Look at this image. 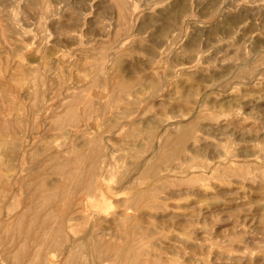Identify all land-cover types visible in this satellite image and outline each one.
I'll return each instance as SVG.
<instances>
[{
	"label": "rangeland",
	"instance_id": "obj_1",
	"mask_svg": "<svg viewBox=\"0 0 264 264\" xmlns=\"http://www.w3.org/2000/svg\"><path fill=\"white\" fill-rule=\"evenodd\" d=\"M41 182L71 185L54 264H264V0H0V264H47L16 224Z\"/></svg>",
	"mask_w": 264,
	"mask_h": 264
},
{
	"label": "bare ground",
	"instance_id": "obj_2",
	"mask_svg": "<svg viewBox=\"0 0 264 264\" xmlns=\"http://www.w3.org/2000/svg\"><path fill=\"white\" fill-rule=\"evenodd\" d=\"M123 2V1H122ZM189 54V53H188ZM96 65V64H95ZM201 67V66H200ZM193 82V81H192ZM153 85V84H152ZM127 91V90H126ZM84 92V91H83ZM135 96V95H134ZM81 100V99H80ZM221 104V103H220ZM69 108V107H68ZM69 110V109H68ZM74 111V110H73ZM72 111V112H73ZM72 112H71V114H72ZM70 113V110H69V112H68V114ZM117 116V115H116ZM69 117H71V116H69ZM60 118V117H59ZM74 118V117H73ZM62 119H63V117H62ZM79 119V118H78ZM54 120V119H53ZM60 120H61V118H60ZM140 120V119H139ZM168 120V119H167ZM62 121V120H61ZM53 122V121H52ZM58 123V122H57ZM72 123V122H71ZM234 123V122H233ZM59 124H60V122H59ZM115 124V123H114ZM118 124V123H117ZM151 124V123H150ZM232 124V123H231ZM235 124V123H234ZM234 124H232V125H234ZM181 126V125H180ZM179 126V127H180ZM195 126V125H194ZM182 128L181 129H179L178 131H175V133L173 134V135H170V137H168V142L170 141L171 142V140H175L176 142H177V144L179 145V146H181V150H180V152L181 151H184L185 149H187L188 147H187V145H186V143L188 142V139H190V135H191V133H192V129H191V127H193V125H191V126H189V127H184V125L183 126H181ZM195 128V127H194ZM193 128V129H194ZM203 128V127H202ZM169 131H171V130H169ZM203 133V132H202ZM138 134V133H137ZM143 134V133H142ZM148 134H149V132H148ZM166 134V133H165ZM171 134V133H170ZM167 136V135H166ZM204 138V137H203ZM164 139V138H163ZM166 139V138H165ZM164 139V140H165ZM145 140V139H144ZM147 141V140H146ZM200 141V137H197V136H195L194 137V140L191 142L194 146L196 145V143L197 142H199ZM207 141V140H206ZM169 142V143H170ZM17 143V142H16ZM85 143V142H84ZM120 143V142H119ZM163 143H165V142H163ZM169 143H168V145H169ZM207 143V142H206ZM20 144V143H19ZM22 144V143H21ZM171 144V143H170ZM175 144V143H174ZM173 144V145H174ZM167 145V146H168ZM177 145V146H178ZM186 145V148L184 147ZM37 146V145H36ZM126 146V145H125ZM169 146H171V145H169ZM177 146H175V147H177ZM140 147V146H139ZM144 147V146H143ZM175 147H173V148H175ZM199 147V146H198ZM206 147V146H205ZM220 147V146H219ZM164 148H166V147H164ZM173 148H171L172 150H174ZM190 148V147H189ZM188 148V149H189ZM176 149V148H175ZM220 149V148H219ZM85 151H86V149H84ZM171 150V151H172ZM198 150V149H197ZM213 150V149H212ZM13 151V150H12ZM15 151V150H14ZM141 151V150H140ZM162 151V150H161ZM161 151H159V154H160V152ZM170 151V150H169ZM196 151V150H195ZM218 151H220V150H218ZM83 152V151H82ZM87 152V151H86ZM125 152V151H124ZM167 152H168V150H167ZM176 152V150L175 151H173L172 153H175ZM81 153V152H80ZM88 153V152H87ZM164 153V152H163ZM166 153V152H165ZM172 153H171V155H172ZM179 153V152H178ZM182 153V152H181ZM79 154V153H78ZM84 154V153H83ZM176 154H177V152H176ZM70 155V154H69ZM82 155V154H81ZM139 155V154H138ZM168 155V154H167ZM170 155V156H171ZM169 156V155H168ZM174 156V155H173ZM176 156V155H175ZM180 156V155H179ZM191 156V155H190ZM140 157V156H139ZM176 157H178V155L176 156ZM72 158V157H71ZM88 158V157H87ZM91 158H92V155H91ZM91 158H90V160H91ZM160 158V157H159ZM158 158V159H159ZM120 159V158H119ZM134 159V158H133ZM146 159V158H145ZM164 159H165V157H164ZM167 159V158H166ZM85 160V159H84ZM171 160H174V159H171ZM76 161V160H75ZM86 161V160H85ZM88 161V160H87ZM169 161V160H168ZM32 162V161H31ZM82 162V161H81ZM84 162V161H83ZM90 162V161H89ZM187 162V161H186ZM72 163V162H71ZM74 163V162H73ZM76 163V162H75ZM150 163V162H149ZM148 163V164H149ZM84 164V163H83ZM83 164H80V165H83ZM86 164V163H85ZM147 164V165H148ZM135 165V164H134ZM147 165H146V167H147ZM158 165V164H157ZM126 166V165H125ZM156 165H154L153 167H155ZM77 167V166H76ZM79 167V166H78ZM77 167V168H78ZM92 167V166H91ZM128 167V166H127ZM165 167H167V166H165ZM73 168V167H72ZM81 168V167H80ZM87 168V167H86ZM135 168V167H134ZM151 168V167H150ZM156 168H158L157 166H156ZM180 168V167H179ZM69 169V168H68ZM74 169V168H73ZM73 169H71L70 168V170H68V171H71V170H73ZM76 169V168H75ZM84 169H85V167H84ZM88 169V168H87ZM148 169V168H147ZM147 169H145V166H144V170H147ZM153 169H155V168H153ZM153 169H151L152 170V172H155V171H153ZM177 169V168H176ZM82 170V169H81ZM80 170V171H81ZM142 170V169H141ZM141 170L138 172V173H140L141 172ZM143 170V171H144ZM80 171H79V173H80ZM94 171V170H93ZM92 171V172H93ZM96 171V170H95ZM94 171V172H95ZM113 171V170H112ZM128 171V170H127ZM157 171V170H156ZM159 171V170H158ZM72 172L73 171H71V174H72ZM76 172V171H75ZM78 172V171H77ZM86 172H88L89 173V171H86ZM108 172V171H107ZM121 172V171H120ZM150 172V171H149ZM78 173V174H79ZM91 173V172H90ZM70 174V173H69ZM80 174H82V176H83V174H85V173H80ZM92 174V173H91ZM104 174V173H103ZM141 174V173H140ZM139 174V175H140ZM150 174V176L149 177H151V172L149 173ZM152 174H154V173H152ZM64 175V174H63ZM74 175V174H73ZM90 175V174H89ZM94 175V174H93ZM97 176V175H96ZM145 176V175H144ZM154 176V175H153ZM79 175L76 177V178H74V180H75V182H80L79 181ZM85 177V176H84ZM83 177V178H84ZM94 177V176H93ZM138 177V176H137ZM156 177V176H155ZM73 178V177H72ZM81 178V177H80ZM83 178H81V179H83ZM91 178V177H90ZM143 178V177H142ZM194 178V177H193ZM68 180V179H67ZM73 180V179H72ZM86 180V179H85ZM94 180V179H93ZM96 180V179H95ZM191 180V179H190ZM221 180V179H220ZM57 181V180H56ZM59 181V180H58ZM71 181V180H70ZM128 181V180H127ZM131 181V180H130ZM38 182V181H37ZM86 182V181H85ZM97 182V181H96ZM204 182V181H203ZM206 182V181H205ZM36 183V182H35ZM38 183H40V182H38ZM37 183V184H38ZM52 183V182H51ZM59 183V182H58ZM57 183V185H55V184H50L49 185V188H48V185H46V183H42L41 182V184H40V186L41 187H45L47 190H45V192H43L42 194H40L39 192V194H37V191L36 192H31L32 190H37V189H32L30 192H31V195L29 196V199L25 202V206H24V212H22L23 214H21L20 216L21 217H18V220H17V222L18 223H16V224H18L17 226H19L20 228L24 225L23 223H27V227H26V231H27V233H24V234H26V235H33V238L32 239H34L35 241H37L38 242V246H34L33 248L30 246L29 248H31V250H30V252H29V254H27V253H25V252H23L24 253V256H25V254H27L28 255V259L27 260H29V261H34V260H36V259H38V258H40V256H42L41 258H43V255L45 256L46 255V258H45V260H46V262H47V264H54L55 263V259L57 258V257H59V254L62 252V249L59 251V252H57V251H55L54 249H53V247H56L57 245H58V247L59 246H61L62 245V241H63V239H64V235H62L63 233H62V231H61V229H62V224H63V218H62V211H64L65 210V212L66 211H68V208H67V206L65 207L66 209H63L62 211H61V213H57V214H59L58 216V219H56V220H53V219H51L52 217H50V214L51 213H53L54 212V210H52V211H50L49 212V210L47 211V208H53L52 206L54 205V203L56 202V200H57V196H56V194L58 193V192H60V190L62 191V192H65V193H68V191H69V186H71V185H66V187H63V186H61V185H59ZM93 182L91 181L90 183H89V187H88V189H93V187H94V189H95V186L97 187V188H99V185L98 184H96L95 186H93L92 187V185H94V184H92ZM128 183V182H127ZM31 184V183H30ZM67 184H68V182H67ZM71 184V183H70ZM177 184H178V182H177ZM32 185V184H31ZM35 185V184H34ZM39 185V184H38ZM79 185V184H78ZM130 185V184H129ZM73 186V185H72ZM30 187V186H29ZM39 186H37V188H38ZM80 187H82L81 185H80ZM85 187V186H84ZM131 187V186H130ZM166 187V186H165ZM32 188V187H31ZM30 188V189H31ZM40 188V187H39ZM156 188V187H155ZM42 189V188H41ZM87 189V190H88ZM100 189V188H99ZM98 189V190H99ZM153 189V188H152ZM172 188H170V190H171ZM40 190V189H39ZM95 190H97V189H95ZM97 190V191H98ZM154 190V189H153ZM89 191V190H88ZM87 191V192H88ZM86 192V193H87ZM98 192H100V191H98ZM97 192V193H98ZM155 192V191H154ZM175 192V191H174ZM141 193V192H140ZM139 193V194H140ZM144 193H146V191L144 192ZM89 196L91 195V193H87ZM94 194H95V192H94ZM137 194V193H136ZM153 194V193H152ZM156 194V193H155ZM97 195V194H96ZM138 195V194H137ZM151 195V194H150ZM186 195V194H185ZM217 195V194H216ZM219 195V194H218ZM61 196H63V198L66 196V194H61ZM144 196V195H143ZM157 196V195H156ZM155 196V197H156ZM59 197V196H58ZM92 197V196H91ZM131 197V196H130ZM151 197V196H150ZM66 198V197H65ZM133 198V197H132ZM142 198V197H141ZM162 198V197H161ZM121 199V198H120ZM150 199V198H149ZM153 199V198H152ZM66 200H69V199H66ZM166 200V199H165ZM130 201V200H129ZM147 201H149V200H147ZM214 201V200H213ZM145 202V201H144ZM144 202H142L143 204H144ZM86 203V202H85ZM123 203V202H122ZM141 203V204H142ZM149 204L151 203V202H148ZM160 203V202H159ZM82 204H84V202L82 203ZM131 205V204H130ZM146 205V204H145ZM152 204H150V206H151ZM69 206V205H68ZM81 206H83V205H81ZM80 206V207H81ZM88 206V205H87ZM122 206V205H121ZM127 206V205H126ZM129 206V205H128ZM148 206V205H147ZM154 206V205H153ZM174 206V205H173ZM76 207V206H75ZM79 207V208H80ZM131 207H133V206H131ZM59 208V207H58ZM73 208H74V206H73ZM78 207H76V209L75 210H77V209H79ZM129 208V207H128ZM167 207H165V209H166ZM132 209V208H131ZM133 209H136L135 207L133 208ZM176 209H178V208H176ZM23 210V209H22ZM56 210V209H55ZM149 210V209H148ZM80 211V210H79ZM122 211H124V209H122ZM144 211V210H143ZM73 212V211H72ZM71 212V213H72ZM75 212V211H74ZM83 212H84V210H83ZM140 212V211H139ZM147 212V211H146ZM64 213V212H63ZM67 213V212H66ZM84 213H86V212H84ZM92 213V212H91ZM125 213V212H124ZM138 213V212H137ZM93 214V213H92ZM123 214V213H122ZM144 214V213H143ZM162 214V213H161ZM160 214V217L162 216ZM168 214V213H167ZM62 215V216H61ZM128 215V214H127ZM132 215V214H131ZM136 216H137V214H135ZM145 215V214H144ZM164 215V214H163ZM87 216V215H86ZM89 216V215H88ZM124 216V215H123ZM16 217V216H15ZM76 217V216H75ZM90 217V216H89ZM91 217H93L92 215H91ZM91 217H90V219H91ZM110 217V216H109ZM108 217V218H109ZM131 217V216H130ZM150 217V216H149ZM155 217V216H154ZM159 217V218H160ZM172 217H174V216H172ZM171 217V219H173ZM68 218V217H67ZM100 218V217H99ZM111 218V217H110ZM118 218V217H117ZM132 218V217H131ZM131 218H130V220H128V224H129V221L130 222H132V220H131ZM134 218V217H133ZM132 218V219H133ZM141 218V217H140ZM143 218H144V216H143ZM158 218V217H157ZM162 218V217H161ZM170 218V217H169ZM73 219V218H72ZM96 219H97V217H96ZM135 219V218H134ZM148 219V218H147ZM66 220V219H65ZM84 220V219H83ZM146 220V219H145ZM144 220V222H146L147 223V221H145ZM176 220V219H175ZM85 221V220H84ZM94 220L92 219V222H93ZM109 221V220H108ZM111 221V220H110ZM119 221V220H118ZM141 221H143V220H141ZM172 221V220H171ZM75 222V221H74ZM100 222V221H99ZM123 222V221H122ZM139 222H140V220H139ZM15 223V222H14ZM79 223V222H78ZM84 223V222H83ZM94 223V222H93ZM119 223H120V221H119ZM149 223V222H148ZM13 224V223H12ZM81 224H82V222H81ZM112 224H114V223H112ZM111 224V225H112ZM118 224V223H117ZM121 224V223H120ZM127 224V226H129ZM14 225V224H13ZM93 225V224H92ZM91 225V226H92ZM141 225V224H140ZM179 225V224H178ZM16 226V225H15ZM65 226H67V224L65 225ZM132 226V225H131ZM136 226H138V224L136 225ZM135 226V227H136ZM23 227H25V225L23 226ZM98 227V226H97ZM130 227V226H129ZM129 227L127 228V229H129ZM133 227V226H132ZM139 227V226H138ZM63 228H65V227H63ZM86 228V227H85ZM140 228H141V226H140ZM191 228V227H190ZM16 229V228H15ZM90 229V228H89ZM95 229V228H94ZM93 229V230H94ZM138 229V228H137ZM143 229V228H142ZM146 229V228H145ZM160 229V228H159ZM21 230V229H20ZM64 230V229H63ZM86 230V229H85ZM102 230V229H101ZM140 230L141 229H139V232H140ZM144 230V229H143ZM147 230V229H146ZM187 230H188V228H187ZM16 231H17V229H16ZM37 231V232H36ZM69 231V230H68ZM89 231V230H88ZM91 231V230H90ZM89 231V232H90ZM133 231V230H132ZM191 231V230H190ZM17 232H19V231H17ZM41 232H44L43 233V235H42V233ZM109 232V231H108ZM118 232V231H117ZM129 232H131L130 230H129ZM143 233L145 232V231H142ZM141 232V233H142ZM20 233H22V231L20 232ZM86 233V232H85ZM114 234H115V232H113ZM147 233H150V232H148L147 231ZM152 233V232H151ZM84 234V233H83ZM87 234H89V233H87ZM92 234V233H91ZM100 234V233H99ZM128 234V233H127ZM130 234V233H129ZM146 234V233H145ZM107 235V234H106ZM117 235V234H116ZM133 235V234H132ZM135 235V234H134ZM23 236H25V235H23ZM83 236V235H82ZM87 236V235H86ZM96 236V235H95ZM113 236V235H112ZM120 236V235H119ZM144 236V235H143ZM70 237V236H69ZM72 237V236H71ZM117 237V236H116ZM132 237V236H131ZM134 237V236H133ZM137 237V236H136ZM140 237V236H139ZM142 237V236H141ZM82 238V237H81ZM87 238V237H86ZM90 238V237H89ZM93 238V237H92ZM105 239H106V237H104ZM118 238V237H117ZM28 239H29V237H28ZM66 239V238H65ZM69 239H72V238H69ZM85 239V238H84ZM130 240H131V238H129ZM192 239V238H191ZM82 240V239H81ZM89 240V239H88ZM93 240V239H92ZM125 240H126V238H125ZM143 240H145V239H143ZM69 241H71V240H69ZM99 241V240H98ZM106 241H109V240H107L106 239ZM120 241V240H119ZM126 241H128V240H126ZM131 241H133V240H131ZM140 241V240H139ZM23 242V244H24V241H22ZM89 242H90V240H89ZM33 243V242H32ZM61 243V245H59ZM68 243V242H67ZM70 243V242H69ZM126 243V242H125ZM128 243V242H127ZM126 243V244H127ZM140 243V242H139ZM153 243V242H152ZM72 244V243H71ZM104 246H105V244L104 243H102ZM169 244V243H168ZM67 245V244H66ZM75 245V244H74ZM147 245V244H146ZM149 245V244H148ZM151 245V244H150ZM11 246V245H10ZM103 246V247H104ZM110 246V245H109ZM8 247V246H7ZM6 247V248H7ZM16 247V246H15ZM27 247V246H26ZM57 247V248H58ZM67 247V246H66ZM76 247L77 246H75L74 248L76 249ZM79 247H81V246H79ZM112 247V246H111ZM111 247H108V248H111ZM17 248V247H16ZM19 248V247H18ZM101 248V249H100ZM142 248H143V246H142ZM141 248V245L139 246V244H138V242H131L128 246L127 245H123V246H121L118 250H119V252H118V255H117V253H113V254H111L110 252V254H108V260L109 261H111V262H119V264H144L143 263V259H142V250L144 249H142ZM147 248H148V246H147ZM150 248V247H149ZM21 249V248H20ZM27 249V248H26ZM25 249V250H26ZM67 249V248H66ZM80 249V248H79ZM105 249V248H104ZM103 249V250H104ZM152 249V248H151ZM172 249V248H171ZM8 250H10V248L8 249ZM24 250V247L22 248V251ZM102 251L101 252V254L103 253V254H107V253H105L103 250H102V247H100V244H98V243H96L95 242V244H93V242H92V252L94 253L95 252V254L96 255H99L100 256V251ZM22 251H19V252H22ZM83 251V250H82ZM106 251V250H105ZM111 251H112V249H111ZM175 251V250H174ZM18 252V251H17ZM27 252V251H26ZM58 253L57 254V256H55L54 255V253ZM78 252V251H77ZM151 252V251H150ZM149 252V253H150ZM6 253H7V251H6ZM10 253V252H9ZM12 253V252H11ZM148 253V252H147ZM2 254H3V252H2ZM18 254H20V253H18ZM17 254V255H18ZM81 254V253H80ZM92 254V253H91ZM4 255V254H3ZM16 255V254H15ZM16 255V256H17ZM144 255V254H143ZM146 255V254H145ZM148 255V257H150L149 256V254H147ZM153 256H154V254H153ZM231 256V255H230ZM27 257V256H26ZM101 257V256H100ZM104 257H106V256H104ZM6 258H8L7 256H6ZM87 258V257H86ZM65 259V258H64ZM64 259H62V260H64ZM158 259V258H157ZM157 259H155L156 260V262L157 261H159V260H157ZM151 261V260H150ZM35 262H37V260L35 261ZM63 262V261H62ZM155 261L153 262V263H156ZM160 262V261H159ZM64 264H87V261L84 259V258H82V256L80 257V258H78L77 256H76V251L74 250V249H71V250H69V252L67 253V256H66V259H65V263ZM107 264H112V263H107ZM152 264V263H151ZM158 264V263H157ZM160 264V263H159Z\"/></svg>",
	"mask_w": 264,
	"mask_h": 264
},
{
	"label": "crops",
	"instance_id": "obj_3",
	"mask_svg": "<svg viewBox=\"0 0 264 264\" xmlns=\"http://www.w3.org/2000/svg\"><path fill=\"white\" fill-rule=\"evenodd\" d=\"M105 200L99 199L98 201H96L94 203V209L96 212L98 213H104V209H105V205L106 203H104Z\"/></svg>",
	"mask_w": 264,
	"mask_h": 264
}]
</instances>
